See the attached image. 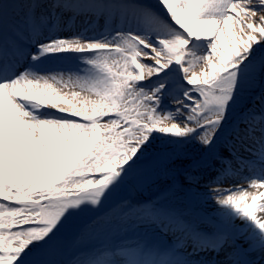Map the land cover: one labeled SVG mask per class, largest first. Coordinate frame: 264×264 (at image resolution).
<instances>
[{"label": "snow or ice", "instance_id": "1", "mask_svg": "<svg viewBox=\"0 0 264 264\" xmlns=\"http://www.w3.org/2000/svg\"><path fill=\"white\" fill-rule=\"evenodd\" d=\"M0 264H264V0H0Z\"/></svg>", "mask_w": 264, "mask_h": 264}, {"label": "rangeland", "instance_id": "2", "mask_svg": "<svg viewBox=\"0 0 264 264\" xmlns=\"http://www.w3.org/2000/svg\"><path fill=\"white\" fill-rule=\"evenodd\" d=\"M102 23H103V21H100V24H102ZM75 24H76L77 29L86 26L83 23V21L80 20V19H78L75 22ZM248 175H249V173L245 170V171L239 173L238 178H235V179H232V180H237L238 184L242 185L244 183H247V181L245 179H243V177L248 176ZM227 181L228 180H225L222 184H220V185H212L211 187H221V186H223L224 183H227ZM176 182H177L178 185L183 183L184 182L183 176L182 175H178ZM163 185H164V181L161 180V181H159L157 183H153L152 181H148V182H145L142 185H138L136 187L125 186L121 190H119L118 192L114 193V195L111 198V200L108 201V204L106 205V207H112L115 204H117V203H119V202H121L122 200H125V199H127V200H129V201H131L133 203H135V202L146 203L149 200H152V199H154L157 196L159 188H161ZM228 185L229 186H233L231 184H228ZM201 210L203 212H205V213H208V214H216L219 211L218 206L216 205L214 199H208L207 203L203 205V208ZM236 223L240 224L241 221H239L237 219ZM63 258H65V259L73 258L72 255H71V249H69L68 253H66V255ZM80 258L81 259H86L88 257L87 256H81Z\"/></svg>", "mask_w": 264, "mask_h": 264}, {"label": "bare ground", "instance_id": "3", "mask_svg": "<svg viewBox=\"0 0 264 264\" xmlns=\"http://www.w3.org/2000/svg\"><path fill=\"white\" fill-rule=\"evenodd\" d=\"M233 181V182H232ZM228 184H231V185H233V186H240V187H243V188H246L247 187V183H244V184H238V181L237 180H232V179H229L228 181H227V183H224L223 184V186H221L222 188H226V187H229V185ZM252 189H249V191H251ZM227 194H229V193H225L224 195H227Z\"/></svg>", "mask_w": 264, "mask_h": 264}]
</instances>
